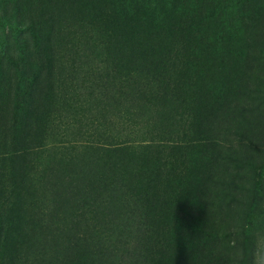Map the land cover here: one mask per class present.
<instances>
[{"label": "rangeland", "instance_id": "374dc122", "mask_svg": "<svg viewBox=\"0 0 264 264\" xmlns=\"http://www.w3.org/2000/svg\"><path fill=\"white\" fill-rule=\"evenodd\" d=\"M0 264H264V0H0Z\"/></svg>", "mask_w": 264, "mask_h": 264}]
</instances>
